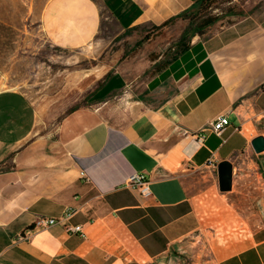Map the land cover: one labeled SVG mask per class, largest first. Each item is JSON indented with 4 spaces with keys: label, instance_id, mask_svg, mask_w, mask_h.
Here are the masks:
<instances>
[{
    "label": "crops",
    "instance_id": "crops-1",
    "mask_svg": "<svg viewBox=\"0 0 264 264\" xmlns=\"http://www.w3.org/2000/svg\"><path fill=\"white\" fill-rule=\"evenodd\" d=\"M196 1L46 0L40 29L54 47L94 51L108 44L104 17L120 30L159 26ZM245 4L178 53L187 21L161 28L177 36L167 58L143 65L153 66L144 91L125 90L119 71L84 75L75 89L98 81L97 100L53 128L27 93L0 89V264H168L201 240L212 264H264V151L250 145L264 137V0ZM218 117L228 124L215 134ZM209 159L232 164L231 190L218 189ZM134 171L147 196L127 185ZM65 207L83 236L62 224L25 235Z\"/></svg>",
    "mask_w": 264,
    "mask_h": 264
},
{
    "label": "rangeland",
    "instance_id": "rangeland-1",
    "mask_svg": "<svg viewBox=\"0 0 264 264\" xmlns=\"http://www.w3.org/2000/svg\"><path fill=\"white\" fill-rule=\"evenodd\" d=\"M45 2L0 0V89L16 88L27 93L31 101L41 106L37 120L40 118L49 128L72 109L92 105L97 100L91 94L98 81L82 92L75 89L84 75L94 78L102 71L107 75L119 71L127 78L125 90L144 91L140 83L152 75L153 66H145L143 70V65L160 54V62L167 58V47L175 43L178 32L177 29L162 32L148 25L120 30L104 17L99 36L108 43L106 47L103 44L94 51L61 49L52 46L41 32L39 19ZM245 7V0H217L208 13L219 15L216 26H221L231 21L230 16H241ZM145 35L149 38H144ZM156 36L160 37L155 39ZM124 92L121 89L115 94ZM133 97L125 96L120 105ZM172 264H212L207 242L190 243Z\"/></svg>",
    "mask_w": 264,
    "mask_h": 264
},
{
    "label": "built area",
    "instance_id": "built-area-1",
    "mask_svg": "<svg viewBox=\"0 0 264 264\" xmlns=\"http://www.w3.org/2000/svg\"><path fill=\"white\" fill-rule=\"evenodd\" d=\"M227 124L228 120L225 117H218L212 123L209 130L215 134H220ZM204 138L205 134L202 133L198 136L197 140L202 142ZM207 165L214 168L216 167L215 163L211 159L207 161ZM127 185L132 189L137 190L142 196H147L149 194L148 180L145 173L135 171L130 173V175L127 177ZM74 214L75 209L71 207H65L59 217L38 215L35 217L32 227L25 230V235L29 236L34 230L47 229L54 225L62 224L67 233L83 236L81 225L71 226L67 224V221L70 220Z\"/></svg>",
    "mask_w": 264,
    "mask_h": 264
},
{
    "label": "trees",
    "instance_id": "trees-1",
    "mask_svg": "<svg viewBox=\"0 0 264 264\" xmlns=\"http://www.w3.org/2000/svg\"><path fill=\"white\" fill-rule=\"evenodd\" d=\"M216 2L217 0H198L194 2L188 9H185L182 12L178 13L177 15L169 18L161 25L151 26V27L155 30H160L165 26L172 25L175 21L179 19L186 20L187 26L183 30L181 36L179 37L178 41L175 44L176 49L174 52L178 53L185 47V42L189 41L191 36L195 34L197 35L205 34L209 29V27H211L214 23H216L219 20L220 18L219 15H211L210 13H208L210 10L214 8ZM144 38L148 39L149 37L145 35ZM160 66L162 67V65Z\"/></svg>",
    "mask_w": 264,
    "mask_h": 264
},
{
    "label": "water",
    "instance_id": "water-1",
    "mask_svg": "<svg viewBox=\"0 0 264 264\" xmlns=\"http://www.w3.org/2000/svg\"><path fill=\"white\" fill-rule=\"evenodd\" d=\"M250 145L255 153H261L264 151V137L262 135H258L254 137ZM216 173H217V182L218 189L221 192H227L231 190L232 183V164L227 161H220L216 165ZM175 258H172L168 264H172L175 262Z\"/></svg>",
    "mask_w": 264,
    "mask_h": 264
}]
</instances>
